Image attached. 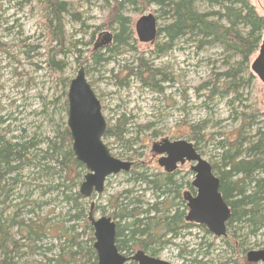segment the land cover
<instances>
[{
	"label": "rangeland",
	"instance_id": "obj_1",
	"mask_svg": "<svg viewBox=\"0 0 264 264\" xmlns=\"http://www.w3.org/2000/svg\"><path fill=\"white\" fill-rule=\"evenodd\" d=\"M64 1L70 4V12L64 15L63 48L66 52L59 56L65 68L58 74V70L50 69L47 64V47L55 43L51 41L45 24L49 16L43 9L42 0H0V42L7 44L0 50V133L12 143H27L29 146L25 162L2 182L3 186L7 183L5 190H8L6 193L0 192V212L5 209L4 216L18 206L22 214L20 220H29L34 216L29 213L33 204L41 203V208L35 207V214L48 218L53 224L69 227L75 224L82 232L80 223L71 221L76 210L65 199L66 195L79 191L81 184L74 187L73 191H68L61 184L69 186V182H65L59 174H45L40 167L41 152L46 146L44 140L54 136L63 122L67 123L68 115L63 111L67 99L65 93L81 66L89 69L87 79L101 102L107 123L116 126L117 120L123 115L129 120L123 137L128 143L116 137L105 140L112 155L123 161L134 162L136 167L141 164L149 166V174L163 172L157 164L158 157L152 153L153 143L165 138L186 139L195 146V141L187 135L192 126L203 124L201 134L207 139H202L198 144V152L211 164L217 160L218 142L225 135H236L235 131L242 123V119H236L239 115L234 113L235 110L238 113L260 112L256 121L264 131V83L256 76L251 87L242 92V101L234 102L232 96H218L204 103L205 88L201 86L214 81L216 74L226 68L220 47L197 51L193 42L183 40L162 56L158 55L156 46L164 44L163 36L157 37L153 43H141L138 40L135 23L143 15L153 14L158 26L167 22L157 12L155 4L149 10L141 9L140 4L138 8L134 5L123 7V15L132 20V40L129 46L117 49L118 54L113 56V60L96 65L92 61H83L90 57L94 44H98L106 57L109 55L106 51L114 44L113 37L118 32L116 23H112L111 28H105L113 2L110 1L109 5L105 0ZM250 1L258 14L264 17V0ZM71 12L76 13L75 17ZM143 52L155 67L175 79L163 84V93L142 86L133 77H128L122 83L119 81L125 75V67L136 66V59ZM190 166V163H186L177 171L181 195L190 190L188 184L191 185L194 179ZM137 172H141V169H137ZM129 178L124 173L111 176L104 192L89 199V206L94 203L99 208L95 214L97 218L101 215L113 217V198H119L123 191L131 188ZM57 184L60 186L57 187ZM140 187L142 185L135 187L133 197L142 193ZM142 194L145 202L154 200L150 191ZM245 232L241 231L243 237L240 246L231 249L218 239L209 255L197 256V261L206 264H250L246 259L247 252L264 249V236L263 231L251 236L245 235ZM53 236L51 234L41 243V250L36 254L25 257L28 264H46L47 259L54 256L55 253L49 248L55 249L59 244ZM203 236L206 241L213 242L212 236H206L199 227L187 230L174 244H167L157 257L171 264H195L181 258L179 254L181 249H194ZM86 239V235L80 237V241ZM124 253L132 256L135 251Z\"/></svg>",
	"mask_w": 264,
	"mask_h": 264
},
{
	"label": "trees",
	"instance_id": "obj_2",
	"mask_svg": "<svg viewBox=\"0 0 264 264\" xmlns=\"http://www.w3.org/2000/svg\"><path fill=\"white\" fill-rule=\"evenodd\" d=\"M110 6V16L105 23V28H111L112 23L118 25V32L113 37V45L107 49L109 54L101 53L98 44H94L90 52V57L83 62L92 61L96 65L108 63L113 60V56L118 54L120 46H129L132 40V20L124 16L122 9L126 5H134L141 9L149 10L155 4L157 12L167 19L163 26H158L157 37L163 36L164 44L156 46L158 55H167L179 42L191 41L195 44L197 51H202L207 47L218 46L225 56L226 68L216 74L214 81L201 86L210 89L216 96L231 97L233 101H242V92L251 87L255 75L251 72V63L258 52L260 43L263 39L264 17L259 15L250 0H105ZM43 9L48 13L45 24L48 27L51 41L54 46L47 47V64L50 69L58 70L61 74L65 68V63L60 59L64 54L65 35H64V15L70 12V4L64 0H42ZM203 6L208 7L206 10ZM75 17L74 12H71ZM157 19V18H156ZM134 39V37H133ZM92 44V42H90ZM7 44L0 42V50ZM64 47L63 50H57ZM145 52L140 53L136 59V66H126L125 75L119 81L122 83L128 77H133L142 86L150 88L159 93H163L162 87L165 83L173 82L175 79L166 71H163L145 58ZM86 76L89 69L85 68ZM67 96V93H65ZM213 96V97H214ZM206 103V101H204ZM64 113L68 115V100L64 103ZM247 108V106H245ZM242 123L235 131L236 135H225L220 140L223 151L217 156L216 162L212 163L213 172L220 179V193L231 210V217L227 222L228 236L224 238L226 244L231 249L241 245V231H246L245 235H257L260 231L264 232V131L258 126L257 117L260 112H240ZM126 122H119L116 126L107 123V129L103 136L104 142L109 137H116L119 141L128 143L125 140ZM253 129L255 131L253 132ZM203 124L191 127L187 135L190 140L195 141V148L198 151V144L201 140H206V136L201 134ZM185 134V133H184ZM45 148L41 152L40 166L47 175L59 174L65 182L68 191H73L79 183H82L86 174L85 166L80 163L73 150L71 132L66 122L52 137H47ZM43 142V143H44ZM131 146V145H130ZM29 146L27 143H12L0 133V192L6 193V176L20 168V164L25 162L26 152ZM50 163H52L50 165ZM141 169V172H137ZM149 166L141 164L125 175H129V181L142 184H156L161 192L174 193L172 202L166 201L163 211L166 212L165 223L153 229L149 224H141L142 220L135 217V208L132 204L140 203L136 197H132V190H125L119 198H113L114 211L112 219L116 218L124 221L130 230L129 234L121 235L119 224L116 222V246L122 253H133L136 250H143L148 255L157 256L160 250L171 241L167 236V229L172 228L174 237L178 235L176 231H185L194 227L203 229L208 236L212 234L203 225H197L186 221L187 207L180 193L177 181L174 180L177 171L172 174L164 172L149 174ZM141 184V185H142ZM60 184H57L59 187ZM190 191L194 194L195 190L188 184ZM134 191V189H133ZM8 195V194H6ZM238 197L234 199L235 197ZM95 197V195H93ZM131 197L130 199L127 198ZM66 201L73 205L76 213L71 216V221L80 223L82 232L74 225L65 226L64 224H53L48 218H43V223L39 224L37 218L20 220V207L13 208L8 215L4 216L0 212V264H28L23 261L25 257L33 255L41 250V240L53 234L58 241L59 254L54 259H49L48 264H97V254L93 247L94 232L88 220L90 210L89 199H85L80 191L72 192L65 196ZM175 200H179L175 204ZM127 201V202H126ZM40 204V205H39ZM29 210L30 214H35V207L41 208V203H34ZM38 205V206H36ZM169 207H173L168 209ZM94 207V212L98 211ZM148 217L149 211H145ZM33 216V217H34ZM134 219V221H133ZM145 219V218H144ZM146 221V220H145ZM86 235L85 241H80V237ZM212 238H215L212 236ZM206 242L202 241L199 245ZM207 244V243H206ZM210 245V244H208ZM27 247L29 252H24ZM26 260V259H25ZM126 264H136L129 261ZM199 264H205L200 262Z\"/></svg>",
	"mask_w": 264,
	"mask_h": 264
},
{
	"label": "water",
	"instance_id": "obj_3",
	"mask_svg": "<svg viewBox=\"0 0 264 264\" xmlns=\"http://www.w3.org/2000/svg\"><path fill=\"white\" fill-rule=\"evenodd\" d=\"M135 30L142 43L152 42L157 37V19L152 14L144 15L136 22ZM251 70L264 83V39L251 64ZM67 97V126L71 132L72 150L87 171L79 191L84 198H88L102 194L109 177L130 172L134 163L114 157L103 142L107 122L84 67H80L76 77L71 80ZM152 152L159 155L157 163L168 174L186 162L192 164L190 170L194 173V180L191 186L196 193H183L187 206L186 221L204 225L216 237H226L231 210L220 193V179L214 174L210 162L186 139H162L152 145ZM93 210L94 203L91 204L88 220L94 232L93 247L97 264H126L129 261L137 264H171L143 250L136 251L132 256L121 253L116 246V223L106 215L95 217ZM247 261L264 263V249L249 251Z\"/></svg>",
	"mask_w": 264,
	"mask_h": 264
},
{
	"label": "bare ground",
	"instance_id": "obj_4",
	"mask_svg": "<svg viewBox=\"0 0 264 264\" xmlns=\"http://www.w3.org/2000/svg\"><path fill=\"white\" fill-rule=\"evenodd\" d=\"M206 8V10L208 9V7H206V6H203V9H205ZM214 47V46H213ZM217 47V46H216ZM224 58H225V56H224ZM224 63H225V60H224ZM81 67H84V66H81ZM225 67H226V65H225ZM84 69H85V67H84ZM162 87H163V85H162ZM164 88V87H163ZM204 90V89H203ZM213 93L210 91V89H205V94H204V99H205V101H210V100H212L213 98H215V97H221V98H227V97H222L221 95H216V96H214V95H212ZM214 96V97H213ZM236 115H239V114H236ZM241 118V115H239V116H237L236 117V119H240ZM117 122L119 123V122H126V126H128L129 125V120H128V118L125 116V115H123L121 118H119L118 120H117ZM256 128H258V126H256ZM224 139V138H223ZM222 139V140H223ZM220 142L221 141H219L218 142V145H217V147H216V149H218V152H217V155H219L222 151H223V148L221 147V145H220ZM52 163H50V165H51ZM176 171H178V170H176ZM176 171H174V172H176ZM173 172V173H174ZM192 172V171H191ZM172 174V173H171ZM174 180H176L177 181V184H178V186H179V189H180V187H181V185L179 184V182L178 181H180V178H178V175H175V177H174ZM3 182V181H2ZM128 183V182H127ZM143 182L140 180V181H138L137 183H132L131 181H129V185L131 186V188H128L127 190H132V194H134V191H133V189H135V187H137V186H139V185H141ZM3 185V184H2ZM144 186V187H143ZM140 188H142L140 191L142 192V193H146V191H150L152 194V196H153V201L152 202H145V200L142 198L143 196V194L141 193L140 195L139 194H137V196H136V198H137V200H139L140 201V203H138V204H132L131 205V207H134L135 208V217H137V218H140V220H142V222H141V224H149V225H151V227H152V229L155 227V226H159L162 222H164L165 223V217H167V215H165L166 214V212L165 211H163L164 210V208H165V203H166V201H170V202H172L173 200H174V193L172 192L171 194L170 193H167V192H161L162 190H160L157 186H156V184H142V187H140ZM178 189V190H179ZM194 189V188H193ZM195 190V189H194ZM123 193V192H122ZM132 197H133V195H131ZM93 197V195L92 196H90V197H88V198H85V199H91ZM239 197V196H238ZM237 196L234 198V199H236V198H238ZM131 197H128L127 198V201H128V199H130ZM126 201V202H127ZM178 201L179 200H175V204H177L178 203ZM171 208H173V207H169L168 209H171ZM149 211V216L148 217H150V219H147V215H146V213H145V211ZM5 211V209H3V212ZM90 211H91V206H90V210L88 211V213H87V215L89 216V213H90ZM113 213V212H112ZM96 213L94 212V210H93V215L96 217V215H95ZM87 216V217H88ZM40 216H34L33 218H34V220H37V218H39ZM145 218V219H144ZM40 219H42V220H38L37 222H39V224H42L44 221H43V218H41L40 217ZM146 220V221H145ZM116 221L118 222V224H119V227H120V230H121V235H127V234H129V229L126 227V225H125V223H124V221H122V220H120V218H116ZM133 221H134V219H133ZM191 229H193V228H191ZM187 230H190V229H187ZM187 230H185V231H176V234L178 235L176 238L174 237V232H173V230H172V228H170L169 227V229H167V236H169L170 238H171V241H169L168 242V244L169 245H172V244H174L178 239H180L181 237H182V235H183V233H185ZM205 234V233H204ZM206 236H208L207 234H205ZM128 236V235H127ZM213 237H215V238H212V241L213 242H208V241H206V238L203 236L202 238H200V242H199V244L202 242V241H204V242H206V243H204V244H202V245H196V247L194 248V249H192V250H190V251H188V250H184V249H181V251H180V254H179V256L181 257V258H184V259H189L191 262H193V263H195V264H199L200 262H202V261H197V256H207V255H209V252H210V250L213 248V245H214V243H215V241H217L218 239H221L222 241H223V243H224V245H226L227 247H229V245L228 244H226L225 243V241L223 240L224 238H226L227 236H228V232H227V236L226 237H223V238H219V237H216V236H214V235H212ZM263 236H264V232H263ZM47 238V236L46 237H44L43 238V240H41V242L43 243L44 241H45V239ZM242 238V237H241ZM208 244H210V245H208ZM167 245V244H166ZM166 245L160 250V252L161 251H164V249H165V247H166ZM54 247H50L49 249H50V251H52V252H54L55 254H54V256L53 257H51V258H48L47 259V261H46V264H48V260L49 259H52V258H56L57 257V255L59 254V249H58V246L55 248V249H53ZM229 248H231V247H229ZM23 251L24 252H29V249L25 246L24 248H23ZM145 252V251H144ZM159 252V253H160ZM146 253V252H145ZM36 254V253H35ZM147 254V253H146ZM23 261L25 262L26 260L25 259H23ZM206 264V263H205Z\"/></svg>",
	"mask_w": 264,
	"mask_h": 264
}]
</instances>
